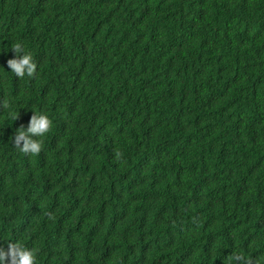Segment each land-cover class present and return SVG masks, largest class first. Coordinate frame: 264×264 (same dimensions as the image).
I'll use <instances>...</instances> for the list:
<instances>
[{"label":"trees","instance_id":"1","mask_svg":"<svg viewBox=\"0 0 264 264\" xmlns=\"http://www.w3.org/2000/svg\"><path fill=\"white\" fill-rule=\"evenodd\" d=\"M33 113L52 130L25 154ZM9 244L36 264H264V0H0Z\"/></svg>","mask_w":264,"mask_h":264},{"label":"clouds","instance_id":"2","mask_svg":"<svg viewBox=\"0 0 264 264\" xmlns=\"http://www.w3.org/2000/svg\"><path fill=\"white\" fill-rule=\"evenodd\" d=\"M12 50L16 54L24 52L20 43L13 45ZM7 65L18 78H23L25 75L33 77L36 73V63L29 53H25L22 57L17 55L15 59H8ZM4 107H7V103ZM14 119H18V117H14ZM51 130L52 121L46 114L33 113L27 129L21 126L16 130L13 143L25 154H38L41 151L42 143L33 137H44ZM119 156L120 154L117 153V159ZM0 264H36V254L33 250L26 249L22 245L9 244L7 249L0 247Z\"/></svg>","mask_w":264,"mask_h":264}]
</instances>
